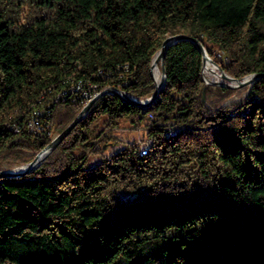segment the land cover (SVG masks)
<instances>
[{
	"label": "trees",
	"instance_id": "obj_1",
	"mask_svg": "<svg viewBox=\"0 0 264 264\" xmlns=\"http://www.w3.org/2000/svg\"><path fill=\"white\" fill-rule=\"evenodd\" d=\"M175 33L233 77L264 72V0H0V163L51 140L25 129L34 108L57 132L73 119L72 83L150 96ZM164 68L150 104L102 94L37 166L0 177V264H264V75L205 85L189 40ZM122 122L145 127L144 153Z\"/></svg>",
	"mask_w": 264,
	"mask_h": 264
},
{
	"label": "water",
	"instance_id": "obj_2",
	"mask_svg": "<svg viewBox=\"0 0 264 264\" xmlns=\"http://www.w3.org/2000/svg\"><path fill=\"white\" fill-rule=\"evenodd\" d=\"M178 40H189L191 41L200 51L201 53V75L204 80V84H219L224 86H230V87H240L245 84H251L252 81H254L256 78H258L261 75H264V72H254L250 73L248 75H245L241 78L233 77L232 75L228 74L217 62H215L208 52L206 51V48L201 43L199 39L196 37L187 35L185 33H175L171 35H167L161 43V46L159 49L153 54L151 62H150V72L153 77L154 81V90L152 94L145 98H137L135 96H131L126 91L108 86L103 89H101L99 92H97L92 98H90L87 102H85L80 110L76 113V115L73 117V119L61 130L59 131L51 140L49 143H47L43 148L38 150L32 159H30L28 162L13 167V168H1L0 169V177H20L23 174L30 171L32 168L37 166L41 160L46 156V154L53 149L71 130V128L87 113L88 109L90 108L91 104L95 101V99L102 94L105 93H112L120 97L123 101L139 106H145L150 104L156 97L158 90L160 87L163 86L165 79H166V73L164 68V56L165 52L168 46L175 43ZM208 60L212 64H214L218 71L220 78H211V79H205L203 75V65L205 61ZM159 65V79L156 81L154 79L153 73H152V67L153 65ZM204 91V90H203ZM203 98H204V92H203Z\"/></svg>",
	"mask_w": 264,
	"mask_h": 264
},
{
	"label": "built area",
	"instance_id": "obj_3",
	"mask_svg": "<svg viewBox=\"0 0 264 264\" xmlns=\"http://www.w3.org/2000/svg\"><path fill=\"white\" fill-rule=\"evenodd\" d=\"M79 93V96L82 99V102L85 103L87 102L90 98H92L96 93H97V87L93 84L88 83L87 87H84V83L83 84H70V86L67 89H63L60 91V96H62V98L65 95L71 94L70 96ZM51 115V112L45 108H34V113H33V117L31 118V120H29L28 123V128H25L27 131H30L32 133L38 134V135H47L49 136L50 134V130H51V126L52 123L49 120V117ZM13 128L15 130H18L20 128V125H13ZM116 128H120V126L117 127H112L111 129L114 130ZM138 129H140L139 127H137ZM142 129H145V127H141ZM169 130H173L172 128H169ZM150 139V137L147 138L146 143H143L141 140L139 139H135V143L138 147V151L139 153H143L144 150L147 149V142Z\"/></svg>",
	"mask_w": 264,
	"mask_h": 264
},
{
	"label": "rangeland",
	"instance_id": "obj_4",
	"mask_svg": "<svg viewBox=\"0 0 264 264\" xmlns=\"http://www.w3.org/2000/svg\"><path fill=\"white\" fill-rule=\"evenodd\" d=\"M158 69H159V65H158ZM206 75L207 78L211 79L213 77H211L210 75H207V74H204ZM54 124L52 123V126H51V130H50V134H49V137L50 138H53L58 132L54 129ZM120 128H116L114 129L112 132L118 134L121 136V138H125V139H129V140H135V139H139L141 140L143 143H146L147 141V138L148 136L145 134V129H142L141 127H143L142 125H139V126H133L131 123L129 122H122L120 125ZM137 127H139L140 129H138ZM150 141H148L149 143ZM150 146V144L148 145ZM33 158V157H32ZM31 158V159H32ZM89 160L90 162H94L95 160H97V157L96 156H93V155H90L89 156ZM29 160H26V161H23V162H20V163H15V162H12V163H6L5 161H2L0 163V169L1 168H13V167H16V166H19V165H22L26 162H28ZM42 161V160H41ZM171 243H174L173 241H170ZM169 243H155V242H151L149 243L145 248L146 251H152V253L155 251V250H160V249H164V248H168ZM123 261V264H128V261L125 260V259H122Z\"/></svg>",
	"mask_w": 264,
	"mask_h": 264
},
{
	"label": "bare ground",
	"instance_id": "obj_5",
	"mask_svg": "<svg viewBox=\"0 0 264 264\" xmlns=\"http://www.w3.org/2000/svg\"><path fill=\"white\" fill-rule=\"evenodd\" d=\"M202 71H203V74L210 75L211 77H213L215 79L216 78H218V79L220 78L219 71H218L217 67L214 64H212L211 62H209L208 60L205 61L204 65H203V68H202ZM152 73H153L154 79L156 81H158V79H159V69H158V65L157 64L153 65ZM77 84H82V81H77ZM29 120H31V119L29 118L27 120V127H28ZM148 141L151 142L150 139ZM149 143L147 142V147H148ZM145 151L146 150H144V152Z\"/></svg>",
	"mask_w": 264,
	"mask_h": 264
}]
</instances>
